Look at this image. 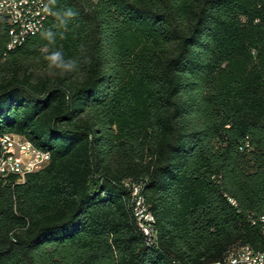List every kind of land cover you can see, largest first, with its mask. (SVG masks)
Listing matches in <instances>:
<instances>
[{
  "label": "trees",
  "instance_id": "trees-1",
  "mask_svg": "<svg viewBox=\"0 0 264 264\" xmlns=\"http://www.w3.org/2000/svg\"><path fill=\"white\" fill-rule=\"evenodd\" d=\"M49 3L44 30L14 50L0 25V136L50 154L0 185V264H214L239 243L264 250V0ZM55 50L78 69H49ZM127 181L142 184L155 244Z\"/></svg>",
  "mask_w": 264,
  "mask_h": 264
},
{
  "label": "built area",
  "instance_id": "built-area-1",
  "mask_svg": "<svg viewBox=\"0 0 264 264\" xmlns=\"http://www.w3.org/2000/svg\"><path fill=\"white\" fill-rule=\"evenodd\" d=\"M52 16L49 0H0V25L7 29L6 51H11L25 42V35L40 34ZM50 156L34 149L22 136H0V185L10 182L11 176L18 180L49 164ZM124 185L133 190V204L147 236L148 244H155L148 220V205L140 196L141 183L132 181ZM262 235H264V230ZM214 264H264V253H253V247L239 243L226 254L221 263Z\"/></svg>",
  "mask_w": 264,
  "mask_h": 264
},
{
  "label": "clouds",
  "instance_id": "clouds-1",
  "mask_svg": "<svg viewBox=\"0 0 264 264\" xmlns=\"http://www.w3.org/2000/svg\"><path fill=\"white\" fill-rule=\"evenodd\" d=\"M66 16L72 17L74 16V13L69 10L66 13ZM44 36L49 41V43H54L55 34L53 32H46ZM45 51L47 52V49H45ZM44 59L47 61L49 69H57L63 72H72L78 69L77 61L75 59H65L61 50L48 52Z\"/></svg>",
  "mask_w": 264,
  "mask_h": 264
},
{
  "label": "bare ground",
  "instance_id": "bare-ground-1",
  "mask_svg": "<svg viewBox=\"0 0 264 264\" xmlns=\"http://www.w3.org/2000/svg\"><path fill=\"white\" fill-rule=\"evenodd\" d=\"M32 37V35H25V42L29 39V38H31ZM23 138V141H28V144H30L31 146H32V144L29 142V140H27L26 138H24V137H22ZM33 147V146H32ZM34 149H36L35 147H33ZM36 150H38V149H36ZM38 151H40V152H43V153H46L47 154V156H50V154L48 153V152H45V151H41V150H38ZM127 182H129V181H127ZM126 186V185H125ZM128 189H129V187L128 186H126ZM129 190H131V189H129ZM141 190H142V184H141V188H140V196H141V198H143L142 197V195H141ZM131 195H132V200H133V190H131ZM134 214H135V216L138 218V220H139V222H140V219H139V217L137 216V211H136V209H135V207H134ZM148 220H149V223H151V222H153V216H152V214H151V212L149 211V209H148ZM259 223H260V226H261V230H264V214H262L261 215V217H260V219H259ZM140 229H141V231L143 232V226L140 224ZM152 230V229H151ZM152 233H153V231H152ZM236 245H238V244H236ZM236 245H233V246H231L228 250H227V252L225 253V256H226V254H228V252L229 251H231V249H233V247L234 246H236ZM253 253H264V250H255V249H253Z\"/></svg>",
  "mask_w": 264,
  "mask_h": 264
}]
</instances>
